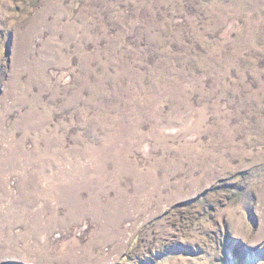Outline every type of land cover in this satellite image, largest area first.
I'll return each mask as SVG.
<instances>
[{
  "label": "rangeland",
  "instance_id": "rangeland-1",
  "mask_svg": "<svg viewBox=\"0 0 264 264\" xmlns=\"http://www.w3.org/2000/svg\"><path fill=\"white\" fill-rule=\"evenodd\" d=\"M0 264H264V0H0Z\"/></svg>",
  "mask_w": 264,
  "mask_h": 264
}]
</instances>
